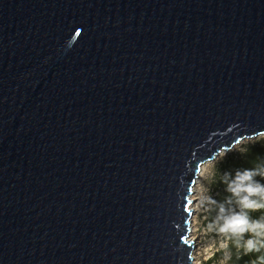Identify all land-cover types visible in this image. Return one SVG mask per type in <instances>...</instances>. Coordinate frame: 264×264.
I'll return each instance as SVG.
<instances>
[{"label":"water","instance_id":"obj_1","mask_svg":"<svg viewBox=\"0 0 264 264\" xmlns=\"http://www.w3.org/2000/svg\"><path fill=\"white\" fill-rule=\"evenodd\" d=\"M258 137L264 0H0V264H193L199 169Z\"/></svg>","mask_w":264,"mask_h":264},{"label":"clouds","instance_id":"obj_2","mask_svg":"<svg viewBox=\"0 0 264 264\" xmlns=\"http://www.w3.org/2000/svg\"><path fill=\"white\" fill-rule=\"evenodd\" d=\"M77 36L79 33L77 32ZM76 36L66 42V48L70 49ZM260 140L251 141L250 143ZM237 141L235 149L245 153L247 148L240 147ZM226 153L220 151L211 161L203 163L199 169L201 181L198 185L196 196L197 208L209 212H215L207 228L225 236L232 241L237 248H241L244 255L261 253L264 250V160L254 164L251 168H238L234 172H225L219 176L220 182L225 185L228 193L223 203L217 202L209 195L208 183L217 178V164ZM259 177L260 179H257ZM260 212L258 218H253L251 213ZM227 249V244L221 245ZM225 259H230V253L226 252ZM251 264H264V255H258Z\"/></svg>","mask_w":264,"mask_h":264},{"label":"rangeland","instance_id":"obj_3","mask_svg":"<svg viewBox=\"0 0 264 264\" xmlns=\"http://www.w3.org/2000/svg\"><path fill=\"white\" fill-rule=\"evenodd\" d=\"M260 140L257 142L250 143L251 141ZM264 144V137H258L254 140H245L241 142L240 147L247 148V151L245 153H241L240 151L236 150L235 147L233 150L226 152V155L224 158L217 164V171L218 175L217 178L214 181H205V183H208L209 188V195L213 199H215L217 202L223 203L225 198L227 197L228 193L219 195L220 193L216 192L217 187L219 186V176L223 175V172L225 167H227L230 163V158H233V161L240 160L245 156V154L251 150L254 147H258ZM224 164L225 167H224ZM260 179V178H259ZM226 190L223 191V193ZM215 215V212H209L204 209H200V213L197 215V225H196V237L197 240L195 242V250L194 253H199L198 258L193 261V264L196 262V264H208L212 261L211 264H232L231 263V257L233 251H238L240 248H237L232 241H229L225 236L218 234L215 231H210L207 228L208 223L212 220L213 216ZM253 218H258L261 213L254 212L251 213ZM227 244V249L223 248L221 245ZM226 252L230 253V259H225ZM258 255H264V250H262L261 253H253L249 255L250 263L256 259ZM195 255L193 254V257Z\"/></svg>","mask_w":264,"mask_h":264},{"label":"trees","instance_id":"obj_4","mask_svg":"<svg viewBox=\"0 0 264 264\" xmlns=\"http://www.w3.org/2000/svg\"><path fill=\"white\" fill-rule=\"evenodd\" d=\"M230 163L227 167H225L226 164H224V171L225 172H234V170L238 168H251L254 166L255 163L264 160V144L258 147H254L251 150H249L243 158L237 161H233V158H230ZM259 179V177H257ZM261 183H264V180H261ZM219 186L216 189V192L220 193L219 195L226 194L227 192L223 191L225 190V185L222 182L218 183ZM258 213V212H256ZM231 263L232 264H251L250 263V258L249 255H244L243 250L240 248L238 251H233L232 252V257H231ZM212 261L208 264H211Z\"/></svg>","mask_w":264,"mask_h":264},{"label":"bare ground","instance_id":"obj_5","mask_svg":"<svg viewBox=\"0 0 264 264\" xmlns=\"http://www.w3.org/2000/svg\"><path fill=\"white\" fill-rule=\"evenodd\" d=\"M200 181H201V174H199V177L197 179V182L195 183V186L193 188V196H192V205H191V208L194 211V215H193L192 222H191V240L193 242H196V240H197V237H196V231H197V229H196V225H197V215L200 213V209L197 208V200H195L194 197L196 196L197 188H198V185H199ZM197 250L194 253V255H195L194 256V259L195 260L198 258V255H199V253L197 252ZM194 264H196V262Z\"/></svg>","mask_w":264,"mask_h":264}]
</instances>
